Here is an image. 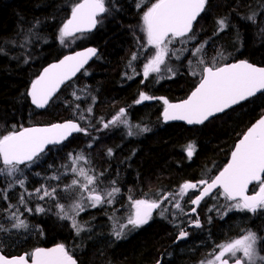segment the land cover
<instances>
[{"label": "trees", "instance_id": "trees-1", "mask_svg": "<svg viewBox=\"0 0 264 264\" xmlns=\"http://www.w3.org/2000/svg\"><path fill=\"white\" fill-rule=\"evenodd\" d=\"M79 1L0 0V136L28 125L65 119L75 120L88 129L87 135L76 133L59 146L49 147L37 164L21 165L23 176L19 178L25 179L23 188L13 178L0 176V225L5 229L12 227L9 217L19 209L23 214L20 218L32 229L28 239L0 231V250L4 254L20 253L27 243L78 241L83 243L82 264H151L160 257L161 264H192L205 260L216 244L251 230L261 238L260 248L264 252V211L248 218H239L228 211L224 217L227 205L233 203L225 198L220 201V210L210 213L211 217H203V206L208 210L216 203L210 196L205 198L197 209L201 227L186 228L189 235L176 244L172 242L186 225L178 230L177 212L180 211L170 200L161 204V208L168 209L163 216L158 209L159 214L148 225L120 240H108L101 206L92 212L85 211V217L81 218L83 225L91 230L90 239L75 234L72 222H65L56 207L63 197L78 192V186L65 189L73 179L80 180L71 172L70 153L87 158V162L80 161V164L89 173L99 171L113 177L110 187L120 189L113 200V209L123 207L129 197L157 200L179 188L184 181L211 179L226 164L237 139L264 112V95L251 97L194 126L163 123L162 103L155 107L153 103L136 104L135 100L141 92L168 102L181 100L199 82L202 68L213 63L219 66L246 59L264 66V0H208L205 11L193 26L195 39L182 43L177 38L168 48L164 70L153 72L147 79L140 74L146 39L139 37V20L155 0H145L144 7L139 9L137 0H110V12L103 15V22L97 24L94 32L74 44H62L60 29L72 6ZM220 19L227 24L223 31L217 23ZM202 44L200 55L205 65H200L199 57L191 54ZM86 46L96 49L93 60L61 88L44 110L33 108L28 91L41 69L73 48ZM134 53L136 60H132ZM166 66L172 71H167ZM194 71L197 75L192 74ZM89 107L91 113L87 111ZM121 108L130 114L133 128L149 130L135 132L131 126L126 129L120 124L103 128V123L110 121ZM81 115L85 119H80ZM189 144L195 148L190 159ZM108 149H112L111 156ZM55 175L60 179H50ZM102 181L99 185L106 187L108 184ZM10 184L14 186L9 188ZM42 185L49 189L56 187L57 199H39L42 192L35 190ZM256 189L252 185L249 191ZM5 192L6 200L2 198ZM22 194L25 204L20 203ZM9 205L15 207L9 208ZM38 206L45 211L36 212ZM88 213L91 216L86 217Z\"/></svg>", "mask_w": 264, "mask_h": 264}, {"label": "snow or ice", "instance_id": "snow-or-ice-1", "mask_svg": "<svg viewBox=\"0 0 264 264\" xmlns=\"http://www.w3.org/2000/svg\"><path fill=\"white\" fill-rule=\"evenodd\" d=\"M207 3L208 0H155V2L150 3V6L142 15V30L146 34L147 44L155 49V53L143 66L145 79L152 72H161L160 66L165 64V57L169 53V44H172L177 38H181L182 43L195 39L194 22L205 11ZM144 4L145 0H137L138 9L144 7ZM109 5L110 0H80V2L74 4L71 9V17L60 29V42L63 44L65 37L72 36L77 32L90 31L97 24L102 23L103 15L110 12ZM249 19H252V17H249ZM217 23L220 31L227 27L224 19L218 20ZM203 47L202 44L191 53L193 56L199 57L198 63L200 65H205V61L200 55L203 52ZM95 55L96 49L89 48L84 52H76L74 55L65 56L58 63L45 68L32 82L28 93L32 103L37 108H44L60 86L83 69L88 60ZM136 59L137 56L134 53L132 60ZM166 70L172 71L167 66ZM192 74L197 75L195 71ZM200 77L198 85L187 99L175 104L169 103L166 99L164 100L166 107L163 111V119L165 121L179 120L186 121L189 125L203 124L210 118L215 117L216 114L223 113L226 109L249 100L257 93L264 95V67H257L246 60L222 66H216L215 63L210 66L206 65L202 68ZM131 78L129 77V79ZM73 95L75 96V93ZM76 98L80 99L78 96ZM151 99H154V97L141 92L135 103L140 104ZM76 107L78 109L79 105ZM87 111L91 113L92 108L89 107ZM80 119H85V117L81 115ZM117 124L128 126L126 109L121 108L119 113L113 116L110 121L103 123V128L107 129L110 125L116 126ZM148 130L147 128L141 129V131ZM73 133L87 135L88 129L81 127L75 121L69 120L48 127L23 128L0 136V176L13 178L15 184L23 188L25 179L19 178L23 176V169L20 166L31 167L37 164L41 155L45 152L46 146L59 145ZM131 134L129 132V135ZM194 150V145L189 144L187 149L189 159L193 156ZM108 155H112V149H108ZM69 158L72 162L71 172L78 177H82L83 182L79 179H73L71 185H66L65 189L70 190L78 186L79 192H87V200L91 202V207H97L105 202L111 204L120 189L112 187L101 194L96 187L98 177L89 175L88 170L83 167H77L80 161L87 162V158L83 154L73 156L71 153ZM50 179L59 180L60 176L55 175ZM112 183L115 184V181H112ZM200 185L205 187L199 195L191 199L193 205L199 206L201 200L213 194V190H222L220 194L227 201L233 202L227 205L224 215L233 210L255 214L258 210L264 209V116H261L243 134L231 153L230 161L218 175L210 181L185 182L180 186L177 195L183 197L189 189L195 190ZM250 185L258 188V191H255L253 195L247 194ZM13 186L10 184L9 188ZM35 192H42V195L39 196L41 200L45 197L52 200L57 199L56 187L49 189L42 185ZM28 195L31 196L32 193H28ZM170 195L172 194H165L158 201L134 200L132 202L133 212L127 218L126 224H121L119 230L114 229L115 238L121 239L126 235L124 229L128 228L129 225L135 229L147 224L152 219L154 210L161 208V204L168 200ZM2 198L7 199L6 192L2 194ZM83 199L84 197L81 196V200ZM20 203L25 204L23 194L20 197ZM12 207L15 206L9 205V208ZM56 207L60 209L62 219H71L72 227L77 234L84 231V227L77 222L75 216H69L65 212L63 204L57 203ZM174 208L183 211L179 201L175 202ZM73 210H78L76 212L78 214L79 211L84 210V206L82 203H76L73 205ZM26 211L31 212L32 209L26 208ZM35 211L43 212L45 209L38 206ZM167 211L166 207L163 208L160 215L163 216ZM191 211L195 213L196 208H192ZM18 213L19 209L12 212L9 217V219L15 220L12 228L26 230L28 224L20 218L23 214ZM190 226L200 228L199 217L191 220ZM0 231H9V229H5L3 225H0ZM188 235L189 233L181 228L177 239H184ZM260 239L256 233L249 230L238 239L216 245L213 252L209 254L211 258L201 261L200 264H264V256H261L257 249ZM0 264H77V260L64 244H58L53 248H36L31 253L12 257L5 255L0 250Z\"/></svg>", "mask_w": 264, "mask_h": 264}, {"label": "rangeland", "instance_id": "rangeland-1", "mask_svg": "<svg viewBox=\"0 0 264 264\" xmlns=\"http://www.w3.org/2000/svg\"><path fill=\"white\" fill-rule=\"evenodd\" d=\"M150 6V5H149ZM147 9V8H146ZM146 9H145V11H146ZM141 24H142V29H143V22H142V20H141ZM142 34H144V36L146 37V34H145V32L142 30ZM60 37V36H59ZM74 37H72V38H70L69 40L67 39V38H65L64 39V43L63 44H67V45H69V42L70 43H73L74 44V42H76V40H78V39H80V38H76V39H73ZM144 44H145V47H144V53H145V56H144V63L143 64H141V68H140V74H141V76H143V66H144V64L145 63H147V61H148V59H150L153 55H154V53H155V49L153 48V47H151V46H149L148 44H147V40H144ZM169 46H170V44L168 45V48H169ZM161 67V70H164V68H165V65H161L160 66ZM153 73V72H152ZM152 73H150L149 75H151ZM139 98V97H138ZM164 98H162V97H154V99H153V101H154V103H153V105L156 107V105H157V103H162V105H163V107L165 106V104H164ZM147 103H149L148 101H147ZM150 104V103H149ZM126 118H127V120H128V122H129V124H128V126H125V125H123V124H120V125H122L123 127H125L126 129L127 128H129L130 126L133 128V125H132V119H131V117H130V114H126ZM123 119V118H122ZM117 125H119V124H117ZM144 127H141L140 129L138 128V127H135V128H133L134 129V131L136 132V131H139L140 133H143V131H141V129H143ZM145 128H147V127H145ZM137 134H139L138 132H137ZM77 166L78 167H83V166H81V164H80V162L77 164ZM91 167H93V166H91ZM87 170V169H86ZM89 172V171H88ZM99 172V171H98ZM98 172H94L93 171V173H89V175H95V176H97L98 177V180H97V183H96V187H97V191H99V192H101V194H104L106 191H108V190H110L112 187H110V185L111 184H109L111 181H107V178H103L104 176H102V175H100ZM80 180H81V182H83V178L82 177H80ZM104 181L106 184H108L106 187L105 186H101V185H99V183L101 182V181ZM102 181V182H103ZM185 182H188V181H184V182H182L180 185H179V188H177V189H173V190H171V191H169L167 194H172V195H170L169 196V198H168V200H166V201H169L170 200V202L172 203V206H174V204H175V202H177V201H179V203L181 204V207H182V209H183V211L181 212L180 210V212H177V228H178V230H180V228L182 227V225L183 226H185V225H187L188 223H190V221L191 220H193L194 219V217L193 216H191V215H188L187 214V211H188V209L190 208V205H189V203H190V201H191V199H192V197L198 192V190H199V187L197 188V189H195V190H193V189H189L188 191H187V194H185L183 197H181V196H179V195H177V193H179V191H180V186L181 185H183ZM192 183H196V181H194V182H192ZM113 184V183H112ZM71 185V184H70ZM77 190H78V188H77ZM41 194H39L38 195V198H39V196H40ZM71 196H67V197H63L62 199H61V202H58V203H60V204H63L64 205V210H65V212H67L68 213V215L69 216H75V219L77 220V222L80 224V225H82L83 227H84V231H82V232H80L79 233V235L80 236H82L83 235V238H88V239H90V231L91 230H89L88 228H86L85 227V225H83V223H82V217H85L84 215L86 214V212L85 211H90V212H92V211H94V210H96V209H98V207H100L103 211H101L102 212V214H103V212H105L104 214H103V216H104V218H103V223H104V230L105 231H107V234H106V236H107V238H108V240H120V239H116L115 238V236H114V234H113V232H114V229L115 230H119V226L121 225V224H126V222H127V218L132 214V212H133V208H132V202L134 201V200H141V199H147L146 197H140V198H131V199H126L125 201H124V203H123V207H116V209H113V207H115V204H114V201H112V203L111 204H108L107 202H105L104 204H102V205H99V206H97V207H91L90 206V201H88L87 200V195H88V193L87 192H84V193H81V192H76V193H72V194H70ZM81 196H83L84 197V199L83 200H81ZM164 196V195H163ZM163 196L160 198V199H155L156 201H158V200H161L162 198H163ZM48 198V197H47ZM115 198H116V196H115ZM40 199V198H39ZM45 199V198H44ZM50 199V198H49ZM59 199V198H58ZM66 199V200H65ZM51 200V199H50ZM114 200V199H113ZM147 200H149V199H147ZM211 200L213 201V200H215L216 201V203H215V205L213 206V207H211V209H208V210H206V208H205V206H203V217H211V214L210 213H212L213 211L215 212L216 210H220L221 209V202L220 201H222V199L219 197V196H215V197H212L211 196ZM219 202H218V201ZM76 203H82L83 204V206H84V210L83 211H79V213L78 214H76V212L78 211V210H73V205L74 204H76ZM57 204V203H56ZM59 209V208H58ZM163 209V207L162 208H159V210H162ZM186 209V211H184ZM60 210V209H59ZM121 210H123V213H121ZM176 210H178V209H176ZM206 210V211H205ZM157 211H158V209H156V212L153 214V216H152V219L151 220H149V222L147 223V224H145V225H148L152 220H153V217H155L156 215H158L159 214V212L157 213ZM261 212V211H264V209H261V210H258L257 212ZM57 213H59V211H56ZM231 213L232 214H236L239 218H248V217H251L252 216V214L253 213H251V212H247V213H245V214H242V213H238L237 211H235V210H233V211H231ZM229 213H227L226 214V216L228 215ZM239 215H241V216H239ZM87 216H91V213H88L87 215H86V217ZM225 215H224V217H226ZM71 220V219H70ZM12 222L11 223H15V220L14 219H12L11 220ZM201 221H203L202 219H201ZM72 222V221H71ZM145 225H143V226H145ZM236 226H238L237 224H236ZM142 227V226H141ZM138 228H135V229H133L130 225L128 226V228H125L124 229V231H125V233H126V235H124L122 238H125V237H128L132 232H134V231H136ZM32 229L31 228H27L26 230L25 229H14V228H12V227H10L9 228V231H7L8 233H17L19 236H22L23 235V238L24 237H27V239L30 237V235L32 236V231H31ZM31 231V232H30ZM235 231V230H234ZM246 234V233H245ZM245 234H243V235H245ZM26 235V236H25ZM243 235H241V236H239V237H237V238H234V239H238V238H240V237H242ZM121 238V239H122ZM234 239H230L228 242H230V241H232V240H234ZM24 241V240H23ZM217 245V244H216ZM216 245L214 246V247H212L211 248V251L209 252V254L210 253H212L213 252V249L214 248H216ZM261 244H260V241H258V244H257V249H258V252H259V254L261 255V256H264V254L261 252L262 251V249L260 248L261 246H260ZM217 251H218V249H217ZM208 254V257L206 258V259H210L211 257H210V255ZM238 255H240V254H238ZM205 259V260H206ZM201 261H204V260H201ZM201 261H194L192 264H200V262Z\"/></svg>", "mask_w": 264, "mask_h": 264}, {"label": "water", "instance_id": "water-1", "mask_svg": "<svg viewBox=\"0 0 264 264\" xmlns=\"http://www.w3.org/2000/svg\"><path fill=\"white\" fill-rule=\"evenodd\" d=\"M80 2V1H79ZM78 3V2H77ZM203 13V12H202ZM201 13V14H202ZM71 17V12H70V14H69V17H68V19ZM67 19V20H68ZM198 19V18H197ZM66 20V21H67ZM65 21V22H66ZM194 24H195V22H194ZM97 27V26H96ZM96 27L94 28V29H92V30H90V31H84V32H77V33H75L74 35H78V34H84V33H92L95 29H96ZM74 35H72V36H74ZM89 48H91V47H83V48H79V49H75V50H73V51H70V52H67V53H65V54H63L60 58H58V59H56V60H54V61H52V62H50V63H48V64H46L42 69H41V72L39 73V75L43 72V70L45 69V68H47L49 65H51V64H54V63H58L61 59H63L65 56H68V55H74L76 52H84V51H86L87 49H89ZM95 56H92L89 60H88V62H87V64H85L84 65V68L93 60V58H94ZM240 60H246V59H237V60H234V61H230V62H226V63H224V64H231V63H236V62H238V61H240ZM246 61H248V60H246ZM249 63H251L250 61H248ZM224 64H222V65H224ZM251 64H253V65H255V66H257V67H264V66H261V65H257V64H254V63H251ZM222 65H220V66H222ZM207 66H209V65H207ZM83 68V69H84ZM83 69H81L79 72H77L70 80H68V81H66L64 84H62L61 86H60V88H59V90L53 95V97H52V99L55 97V95L61 90V88L65 85V84H67L69 81H71V80H73ZM38 75V76H39ZM37 76V77H38ZM36 77V78H37ZM35 78V79H36ZM34 79V80H35ZM33 80V81H34ZM32 81V82H33ZM200 81V80H199ZM199 83V82H198ZM198 83L196 84V86L198 85ZM31 85H32V83H31ZM31 85H30V87H29V91H30V89H31ZM195 86V87H196ZM195 87L190 91V93L185 97V98H183V99H181V100H178V101H172V102H169V103H172V104H175V103H179V102H181V101H183V100H185V99H187L188 98V96L191 94V92L195 89ZM29 91H28V93H29ZM260 93H257V95H259ZM52 99H50L49 100V102L52 100ZM250 99V98H249ZM29 101H30V104L32 105V107L33 108H35L36 110H44L47 106H48V104H49V102H48V104L44 107V108H37L33 103H32V100H31V97L29 96ZM242 103V102H241ZM235 106H237V105H234L232 108H234ZM166 107V106H165ZM164 107V108H165ZM232 108H230V109H232ZM226 110H229V109H226ZM225 110V111H226ZM163 111H164V109L162 110V113H161V117H162V122L163 123H172V122H177V123H183V124H185V125H187V126H194V125H201V124H193V125H189V124H187V122L186 121H179V120H176V121H165L164 119H163ZM219 114H222V113H218V114H216V116L217 115H219ZM261 116H264V113H262L253 123H251L247 128H246V130H245V132L248 130V128H250L251 126H252V124H254ZM213 118V117H212ZM211 119V118H210ZM69 120H72V119H65V120H61V121H56V122H53V123H50V124H35V125H28V126H25V127H23V128H32V127H48V126H51V125H53V124H57V123H64V122H66V121H69ZM72 121H75V120H72ZM75 122H77V121H75ZM206 122V121H205ZM78 123V122H77ZM23 128H21V129H18V130H16V131H19V130H22ZM244 132V133H245ZM243 133V134H244ZM74 134H76V133H73L72 135H74ZM71 135V136H72ZM71 136H69L68 137V139L71 137ZM243 136V135H242ZM242 136L237 140V142L235 143V145L238 143V141L242 138ZM66 141V140H65ZM65 141H63L62 143H64ZM61 143V144H62ZM60 145V144H59ZM235 145H234V147H235ZM50 146H58V145H48V146H46V148H45V151L47 150V148H49ZM234 147H233V149H232V151L234 150ZM232 151H231V153H232ZM231 153H230V156H229V158H228V160H227V162H226V164L220 169V171L221 170H223V168L227 165V163L230 161V159H231ZM219 171V172H220ZM219 172H217L214 176H213V178L216 176V175H218L219 174ZM210 181V180H209ZM203 187H205L204 185H202V187L200 188V190H199V192L196 194V195H199V193H200V191H202V189H203ZM250 187H251V185L249 186V189H250ZM215 190H213V192H214ZM257 191H258V189H257ZM248 195H253V194H255V192H253V193H249V191H248V193H247ZM211 195V194H210ZM209 196V195H208ZM207 197V196H206ZM205 197V198H206ZM195 198V196L192 198V199H194ZM204 198V199H205ZM203 199V200H204ZM203 200H201V202L203 201ZM201 202H200V204H201ZM199 204V205H200ZM190 205H191V208H190V210H189V214L190 215H195V217H198V214H197V208L199 207V206H197V205H193L191 202H190ZM196 208V212L195 213H193L191 210H192V208ZM155 211V210H154ZM188 227H191L190 226V224L188 225ZM195 227V226H194ZM184 230L186 229V228H183ZM186 231V230H185ZM178 235H179V233L177 234V236H176V238H175V240L173 241V243H177V242H179V241H181L182 239H177V237H178ZM53 247H55V246H52V247H49V248H53ZM24 254V253H23ZM23 254H20V255H23ZM20 255H13V256H20ZM10 257H12V256H10ZM158 262H159V264H161V257H160V259L157 261V262H154V263H151V264H158Z\"/></svg>", "mask_w": 264, "mask_h": 264}, {"label": "flooded vegetation", "instance_id": "flooded-vegetation-1", "mask_svg": "<svg viewBox=\"0 0 264 264\" xmlns=\"http://www.w3.org/2000/svg\"><path fill=\"white\" fill-rule=\"evenodd\" d=\"M141 20H142V18H141ZM141 20H139V24H140V31L138 32V33H140V38H145L146 39V37L144 36V34H142V24H141ZM95 31V30H94ZM93 31V32H94ZM90 35V33H87V34H80V35H77V36H74V39H76V38H83V37H87V36H89ZM80 38V39H81ZM77 41V40H76ZM144 43V42H143ZM86 47H88V46H86ZM91 47V46H90ZM145 47V44H143V48ZM79 48H83V47H75V49H79ZM91 48H94V47H91ZM145 50V49H144ZM96 53H97V51H96ZM143 77V79H144V76H142ZM138 98H136V100H137ZM135 100V101H136ZM148 102L149 103H154V101H153V99H151V100H148ZM142 103H147V101H143ZM142 103H140V104H142ZM164 108V107H163ZM163 110V109H162ZM162 112V111H161ZM172 123H177V122H172ZM103 174V176H104V178H107V181H111L112 179H113V177H111L110 175H106V174H104V173H102ZM220 192H221V190H216L211 196L212 197H215V196H219L221 199L222 198H224V196L223 195H221L220 194ZM210 196V197H211ZM128 199H131V197H129ZM66 221L65 222H71V220L70 219H65ZM190 223H188L187 225H186V227L185 228H188V225H189ZM73 233H74V231H73ZM75 234H77V232L75 233ZM74 239V238H73ZM58 244H64L65 246H66V248L70 251V253L73 255V257L77 260V264H82V262H81V251H80V249L82 250V248H81V246L83 245V243H81V242H78V241H56V242H33V243H27L26 245H25V247H23V249H22V251L20 252V253H10V254H5V255H7V256H13V255H20V254H26V253H31L34 249H36V248H49V247H52V246H56V245H58ZM263 254H264V252L263 251H261Z\"/></svg>", "mask_w": 264, "mask_h": 264}, {"label": "bare ground", "instance_id": "bare-ground-1", "mask_svg": "<svg viewBox=\"0 0 264 264\" xmlns=\"http://www.w3.org/2000/svg\"><path fill=\"white\" fill-rule=\"evenodd\" d=\"M250 62H251V61H250ZM251 63H253V62H251ZM254 64H255V63H254ZM257 65H258V64H257ZM263 113H264V112H263ZM253 122H254V121H253ZM253 122H252V123H253ZM237 140H238V139H237ZM236 142H237V141H236ZM236 142H235V143H236ZM234 145H235V144H234ZM233 147H234V146H233ZM232 149H233V148H232ZM172 243H173V242H172ZM262 248H263V247H262Z\"/></svg>", "mask_w": 264, "mask_h": 264}]
</instances>
